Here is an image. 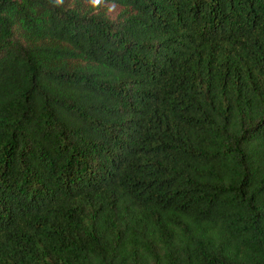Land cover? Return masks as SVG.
Masks as SVG:
<instances>
[{
	"label": "trees",
	"instance_id": "1",
	"mask_svg": "<svg viewBox=\"0 0 264 264\" xmlns=\"http://www.w3.org/2000/svg\"><path fill=\"white\" fill-rule=\"evenodd\" d=\"M0 264H264V0H0Z\"/></svg>",
	"mask_w": 264,
	"mask_h": 264
},
{
	"label": "clouds",
	"instance_id": "2",
	"mask_svg": "<svg viewBox=\"0 0 264 264\" xmlns=\"http://www.w3.org/2000/svg\"><path fill=\"white\" fill-rule=\"evenodd\" d=\"M56 4H62L63 0H55ZM103 3V0H89V4L93 7V8H97L99 7L101 4Z\"/></svg>",
	"mask_w": 264,
	"mask_h": 264
}]
</instances>
